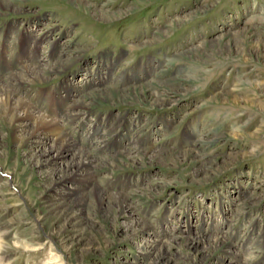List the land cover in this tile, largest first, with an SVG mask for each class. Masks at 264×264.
<instances>
[{"label":"rangeland","instance_id":"374dc122","mask_svg":"<svg viewBox=\"0 0 264 264\" xmlns=\"http://www.w3.org/2000/svg\"><path fill=\"white\" fill-rule=\"evenodd\" d=\"M12 1L0 75L23 68L25 34L57 44L35 61L63 67L21 92L47 115L97 100L66 128L102 159L97 187L152 228L96 203L62 159L39 164L22 144L34 123L24 135L0 107V264H264V0Z\"/></svg>","mask_w":264,"mask_h":264},{"label":"bare ground","instance_id":"6f19581e","mask_svg":"<svg viewBox=\"0 0 264 264\" xmlns=\"http://www.w3.org/2000/svg\"><path fill=\"white\" fill-rule=\"evenodd\" d=\"M15 8L16 6L13 4L12 0H0V12L3 9H7L10 11ZM25 35L26 36L25 38H23L24 40L22 41V50L19 57L20 59L16 60L18 66H21V63H23V68L19 69L20 71H18L15 76L9 75L6 77L4 75L2 77L0 75V93L2 98L0 102V107L2 113H4V115H6L7 117H11L13 121H16L19 125L21 132L24 135H27L26 128L28 124H30V122L34 123V130L27 135L28 137L22 142V144L29 145L32 149H34L33 157L35 155L40 157L39 164L48 163L53 160L57 161V159H62V163L60 166L61 172L66 176H71L74 180L81 178L79 180H82V182L86 183V185L83 187L85 193H88V196H91L96 201V203L98 202L100 206L108 204L119 209L121 212L126 213L130 224H134L135 227L138 228L140 231H150L152 227H150L147 223L138 218L133 206L128 203L127 197L126 195H124V193H109L97 187V179L95 178L94 169L99 166L102 159L97 158L95 156L94 151H92V148L91 150H88L87 147L85 148L77 141L73 140L70 137L68 129L66 128L67 121L72 122L73 120H76V118L81 117L82 112H86V110L90 108V105H92V99L93 103H95L97 100L93 97L89 103H80V101H76L74 99L70 103L59 102L60 111L62 113L47 115L46 113H42L40 108L35 105V103H30L28 100L25 99L24 93L21 92L20 89L25 86L26 83L47 80L49 78V74L52 72H59V69L63 67V64H65L66 61L61 60L60 63L50 65L47 69H45V66H47V64H38L35 61L37 59V57H35L37 55L36 50L37 48H39L40 44L43 41H46L47 44H52V47H56L57 44L51 43V41L45 36L38 37L35 35ZM30 37L32 40V44L35 45V48H28V50L25 46L27 45L26 43L28 41V38ZM32 49L35 50L32 51ZM68 50L69 52H71L74 49H70L69 47ZM104 78H106V76H96V80H98V83ZM97 90V94L102 97V95L104 94V90L99 88H97ZM84 96L87 97V93ZM45 130H47L48 133H45ZM52 133L54 134L53 148L44 150L42 152L41 144H43V140L41 139V136H44V138H50ZM132 143H129L131 148L139 147L137 146V144ZM150 150H153L152 146H150ZM87 189H89V191H86ZM68 204L65 210L68 209L67 213L70 214V212L75 209V205ZM80 204L81 206H83L82 203ZM81 206H79L80 208L78 210H81ZM63 209L64 207H57V210L59 212H64ZM72 221L73 219H70L69 223H72ZM150 234L151 236L156 237L154 234ZM155 241L156 240H153L152 242ZM153 244H150V247L153 246Z\"/></svg>","mask_w":264,"mask_h":264}]
</instances>
